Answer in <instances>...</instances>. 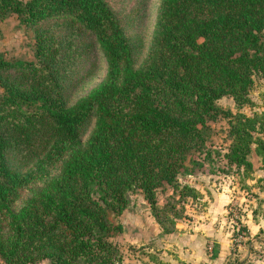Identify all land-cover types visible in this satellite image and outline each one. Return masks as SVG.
<instances>
[{
    "label": "trees",
    "instance_id": "obj_1",
    "mask_svg": "<svg viewBox=\"0 0 264 264\" xmlns=\"http://www.w3.org/2000/svg\"><path fill=\"white\" fill-rule=\"evenodd\" d=\"M10 16L33 31L35 60L0 54L4 264H120L112 238L122 225L112 216L139 189L167 228L158 190L177 184L221 116L232 127L230 161L254 170V145L264 159V139L254 136L264 115L234 116L217 104L247 103L254 77H264V0H161L139 68L106 0H0V19ZM85 38L108 70L70 106L76 42Z\"/></svg>",
    "mask_w": 264,
    "mask_h": 264
},
{
    "label": "rangeland",
    "instance_id": "obj_2",
    "mask_svg": "<svg viewBox=\"0 0 264 264\" xmlns=\"http://www.w3.org/2000/svg\"><path fill=\"white\" fill-rule=\"evenodd\" d=\"M106 2L133 44L136 67L139 68L149 52L161 0ZM65 34L60 32L61 37ZM76 43L73 84L66 93L70 106L100 85L108 70L105 54L94 39L85 38ZM0 54L9 60H35L34 33L16 16L0 19ZM217 104L234 116L252 118L264 115V77H254L247 103L240 105L233 98L225 97ZM94 125L95 122L91 123L84 140L88 139ZM209 127L211 131L206 146L189 158L188 171L179 176L176 185L158 190L157 207L160 215L166 217L167 228L158 222L155 209L139 189L129 192L124 213L119 217L112 216L116 225H122V230L112 238L122 256L120 264H246L254 261L250 260L251 257L264 264V236L262 233L256 235L258 244H254L244 228L248 210L255 211L256 216L264 211L261 210L264 204L263 156L258 154L257 145H254V152L249 157L254 170L237 167L228 157L233 144L229 119L221 116L210 122ZM261 130L259 124L254 136L264 139V130ZM214 193L230 196L231 202L225 207L226 220L221 216L217 221L215 216L214 219L205 218V214L211 213L207 206ZM212 219L215 228L224 221L226 223L223 248L210 239H197L192 228L194 221L200 226ZM0 264L4 263L0 261ZM40 264H48V261Z\"/></svg>",
    "mask_w": 264,
    "mask_h": 264
},
{
    "label": "crops",
    "instance_id": "obj_3",
    "mask_svg": "<svg viewBox=\"0 0 264 264\" xmlns=\"http://www.w3.org/2000/svg\"><path fill=\"white\" fill-rule=\"evenodd\" d=\"M264 193V192H263ZM213 199H209V206H207V209L209 207V212H211L210 214H205V218L208 219L209 217H212L214 219V216L217 217L214 220H218L219 217L221 216L222 219H227L225 217H227V211H226V206L229 204V202H231L230 200V196L228 194H216L214 193L213 195ZM200 200V199H199ZM263 200H264V196H263ZM262 203V202H261ZM257 206V205H256ZM260 208V207H259ZM261 210L264 209V204L261 206ZM260 211V209H259ZM262 215H258L256 216L255 211H249L247 215L245 216V230L249 232V235L251 236V241L254 242V244H258L257 240L259 239L256 238V235H259L260 233H262V236H264V211H262ZM204 218V217H203ZM210 221L209 223L206 222V225H202L200 224V226L198 225L197 221H194L193 223V230H195V234H196V238L199 240H204V238L210 239L212 240V242H215V244L217 246H222L225 245L226 243V223H219L220 226L215 228V223L214 221ZM225 224V226H224ZM205 226V227H204ZM204 227V228H202ZM263 238V237H262ZM262 240V239H261ZM256 246V245H255ZM250 260H254V261H249L246 264H262L259 260H255L253 259V257H251ZM242 264V263H241Z\"/></svg>",
    "mask_w": 264,
    "mask_h": 264
}]
</instances>
